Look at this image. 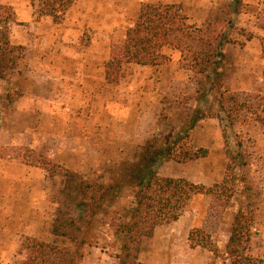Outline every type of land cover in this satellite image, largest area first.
<instances>
[{
  "label": "rangeland",
  "instance_id": "1",
  "mask_svg": "<svg viewBox=\"0 0 264 264\" xmlns=\"http://www.w3.org/2000/svg\"><path fill=\"white\" fill-rule=\"evenodd\" d=\"M144 3L179 4L187 24L200 30L196 36L223 33L219 74L210 66L198 71L195 53L213 45L177 35L161 49L165 58L122 64L118 82L108 83L105 64L121 53ZM0 32L21 46L14 68L0 76V264H21L27 238L72 249L52 227L84 215L81 183L116 181L151 137L165 144L180 134L179 150L207 149L194 160H163L159 175L220 182L229 161L222 123L211 116L186 128L196 109L224 115L220 92L252 104L240 107L228 130L230 148L241 145L244 180L227 204L196 196L178 220L143 238L138 257L144 264H230L224 245L241 210L245 253L264 260V126L256 120L264 96V0H73L57 20L41 0H0ZM235 107L226 104L229 112ZM196 226L209 233L215 252L190 247L188 231ZM98 229L102 237L80 247L78 264H116L110 233Z\"/></svg>",
  "mask_w": 264,
  "mask_h": 264
},
{
  "label": "trees",
  "instance_id": "2",
  "mask_svg": "<svg viewBox=\"0 0 264 264\" xmlns=\"http://www.w3.org/2000/svg\"><path fill=\"white\" fill-rule=\"evenodd\" d=\"M72 2L73 0H41V5L47 15L57 20ZM186 21L187 17L179 4H142L137 14L131 18V26L125 32L121 53L111 56L105 64V80L117 83L118 72L125 63L146 66L156 64L165 58L161 48L171 44V38L177 35L192 40H205L208 45H213L211 52H196L195 56H200L202 60L203 66L198 68L200 73H204L210 66L218 75L223 58L219 42L224 34L215 35L212 31L210 35L196 36L194 32L200 30L192 29ZM175 48L179 46L176 45ZM20 49L21 46L11 44L6 35L0 32V76L14 68ZM228 102L236 105L231 112L226 109ZM217 103L224 115L218 111L206 114L196 109L186 128L189 130L198 120L211 116L222 123L221 132L229 161L220 182L206 186L182 177L159 175L158 166L163 160L186 162L204 157L207 149L179 150V141L183 138L180 134L165 144H160L156 137L146 139L134 160L118 172L116 181L81 183L79 205L85 210L84 215L80 218H62L52 227V234L68 239L73 248L27 238L23 249H27L29 253L21 260V264H78L83 257L80 247L90 244L92 240L96 243L102 237L103 231L98 227H105L110 233V245L112 243L115 247L113 257L116 264H144L138 257L143 238L152 236L158 225L178 220L196 196H212L227 204L236 193V183L244 180L241 145L237 144L236 149L230 148L228 130H232L240 107L250 109L252 104L238 101L237 94L223 92L217 95ZM256 120L264 126V96L260 97V110L256 112ZM245 213L241 210L234 211L223 253L230 264H264L263 259L253 258L245 253L249 240L248 226L242 221ZM187 239L190 247L200 246L210 252L216 251L209 233L201 227L190 228Z\"/></svg>",
  "mask_w": 264,
  "mask_h": 264
},
{
  "label": "crops",
  "instance_id": "3",
  "mask_svg": "<svg viewBox=\"0 0 264 264\" xmlns=\"http://www.w3.org/2000/svg\"><path fill=\"white\" fill-rule=\"evenodd\" d=\"M163 48V47H162ZM161 48V49H162ZM162 51V50H161ZM163 54V51L161 52ZM140 100L144 101V98L143 97H140Z\"/></svg>",
  "mask_w": 264,
  "mask_h": 264
}]
</instances>
